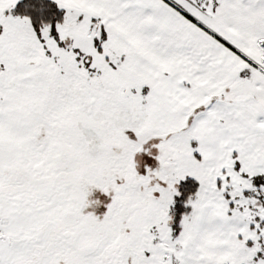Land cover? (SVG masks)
<instances>
[{
    "label": "snow or ice",
    "instance_id": "1",
    "mask_svg": "<svg viewBox=\"0 0 264 264\" xmlns=\"http://www.w3.org/2000/svg\"><path fill=\"white\" fill-rule=\"evenodd\" d=\"M0 264H264V0H0Z\"/></svg>",
    "mask_w": 264,
    "mask_h": 264
}]
</instances>
